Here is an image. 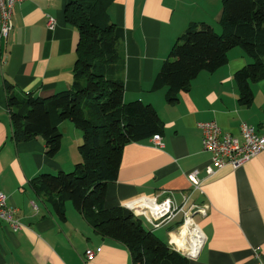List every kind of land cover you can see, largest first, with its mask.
Listing matches in <instances>:
<instances>
[{
  "label": "crops",
  "instance_id": "obj_1",
  "mask_svg": "<svg viewBox=\"0 0 264 264\" xmlns=\"http://www.w3.org/2000/svg\"><path fill=\"white\" fill-rule=\"evenodd\" d=\"M66 2L17 4L13 29L0 39V192L21 225L14 230L0 221V264H132L128 249L97 233L70 202L63 205L61 216L53 206L56 195L44 196L32 188L39 175L72 171L81 162L82 133L72 123L61 122V148L53 158L46 156L42 138H13L7 82L20 96L30 93L43 99L69 89L73 82L78 33L64 20ZM221 2L115 0L109 6L111 22L124 35V101L152 105L163 130L161 147L151 138L124 147L117 180L106 187L104 206L128 209L141 197L161 201L167 196L185 210L205 205L206 216L194 217L205 243L189 264H264V150L236 170L225 167L207 178L211 155L202 148L198 127L214 121L222 132L237 136L239 125L246 123L264 135V80L251 84L252 102L242 105L233 78L253 60L241 48H233L227 64L213 72L201 71L172 105L166 103L165 88L152 90L172 46L190 25L207 24L217 34L223 32ZM48 17L55 21L52 29L47 28ZM194 171L199 190H193L187 178ZM183 197H188L185 203ZM135 217L157 238L165 230L167 245L181 221L178 215L152 230L143 216ZM86 251L94 252L92 261H87Z\"/></svg>",
  "mask_w": 264,
  "mask_h": 264
},
{
  "label": "trees",
  "instance_id": "obj_2",
  "mask_svg": "<svg viewBox=\"0 0 264 264\" xmlns=\"http://www.w3.org/2000/svg\"><path fill=\"white\" fill-rule=\"evenodd\" d=\"M114 1L67 0L64 20L78 33L73 82L46 99L20 96L7 82L13 138L26 142L40 137L46 156L53 158L61 148L59 125L72 123L82 133L81 162L70 173L39 175L32 188L44 196L56 195L53 206L61 216L63 205L71 202L97 233L128 249L132 264H189L128 209L104 206L124 147L163 130L152 105L124 101V35L107 11ZM221 7V34L207 24H192L172 46L152 85V90L166 89L167 104L177 103L201 71L227 64L228 52L236 47L253 60L233 75L239 102L251 104V84L264 80V0H222Z\"/></svg>",
  "mask_w": 264,
  "mask_h": 264
},
{
  "label": "built area",
  "instance_id": "obj_3",
  "mask_svg": "<svg viewBox=\"0 0 264 264\" xmlns=\"http://www.w3.org/2000/svg\"><path fill=\"white\" fill-rule=\"evenodd\" d=\"M23 1L26 0H0V39L6 38L12 31L14 8ZM46 25L48 29H52L55 25L54 19L48 17ZM198 127L202 131V148L211 155V164L205 169L207 178L225 167L236 170L264 150V135L258 134L253 126L246 123L239 125L237 136L222 132L214 121L199 123ZM151 141L157 147L162 146L159 135L151 137ZM196 173L194 171L187 175L193 190H199L201 184ZM187 198L183 197L184 203ZM127 208L135 216H143L145 223L152 230L165 227L181 215L177 231L172 232L168 246L188 260L197 258L205 243V235L194 217L195 215L205 217L207 206L192 205L190 209L185 210L184 205L177 204L171 196H167L161 201L154 197H141ZM0 221L8 223L14 230L20 229L21 226L15 218V209L7 205L6 196L1 192ZM254 255L259 257L258 249L254 250ZM93 258L94 252L86 251L87 261H92Z\"/></svg>",
  "mask_w": 264,
  "mask_h": 264
},
{
  "label": "rangeland",
  "instance_id": "obj_4",
  "mask_svg": "<svg viewBox=\"0 0 264 264\" xmlns=\"http://www.w3.org/2000/svg\"><path fill=\"white\" fill-rule=\"evenodd\" d=\"M66 123H68V122H66ZM66 144L69 145V142H67V140H66ZM73 170H74V168H73ZM72 171L70 170V171H63V172L70 173ZM54 174H56V173H54ZM145 228H146V226H145ZM165 232H166L165 230H162V233L160 232L159 234H157L162 241H166L167 240V235H166Z\"/></svg>",
  "mask_w": 264,
  "mask_h": 264
}]
</instances>
